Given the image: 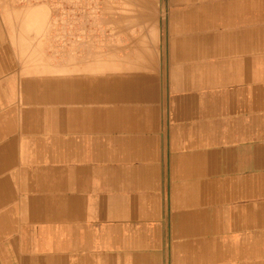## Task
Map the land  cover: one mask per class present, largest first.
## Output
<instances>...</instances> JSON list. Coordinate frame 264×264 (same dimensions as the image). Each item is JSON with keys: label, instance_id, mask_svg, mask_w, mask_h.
<instances>
[{"label": "crops", "instance_id": "1", "mask_svg": "<svg viewBox=\"0 0 264 264\" xmlns=\"http://www.w3.org/2000/svg\"><path fill=\"white\" fill-rule=\"evenodd\" d=\"M1 5L0 264H264V0H165L57 64Z\"/></svg>", "mask_w": 264, "mask_h": 264}, {"label": "rangeland", "instance_id": "2", "mask_svg": "<svg viewBox=\"0 0 264 264\" xmlns=\"http://www.w3.org/2000/svg\"><path fill=\"white\" fill-rule=\"evenodd\" d=\"M163 2L165 0H2L1 10L4 30L10 26L18 29L20 47L31 46L40 63L46 58L51 64H57L60 51L74 50L75 42L80 44L94 37L100 39V44L104 43L108 27L117 30L121 23L124 27L132 22L128 20L138 19L139 14L146 19L145 16L160 13Z\"/></svg>", "mask_w": 264, "mask_h": 264}, {"label": "bare ground", "instance_id": "3", "mask_svg": "<svg viewBox=\"0 0 264 264\" xmlns=\"http://www.w3.org/2000/svg\"><path fill=\"white\" fill-rule=\"evenodd\" d=\"M146 15V14H145ZM150 15H152V14H150ZM139 18H141L142 17V14H139ZM121 17H122V15H121ZM135 17H137V16H135ZM146 18H148L149 16H145ZM153 17V16H152ZM138 18V17H137ZM151 18V17H150ZM136 19V18H135ZM134 20V19H133ZM135 21H133V23H134Z\"/></svg>", "mask_w": 264, "mask_h": 264}]
</instances>
